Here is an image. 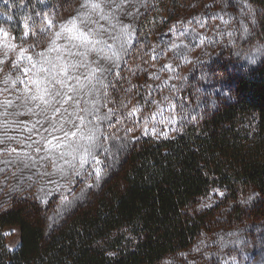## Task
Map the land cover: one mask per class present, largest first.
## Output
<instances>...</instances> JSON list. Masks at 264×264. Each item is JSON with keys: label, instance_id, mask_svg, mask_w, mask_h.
<instances>
[{"label": "trees", "instance_id": "16d2710c", "mask_svg": "<svg viewBox=\"0 0 264 264\" xmlns=\"http://www.w3.org/2000/svg\"><path fill=\"white\" fill-rule=\"evenodd\" d=\"M180 1L47 0L0 49V264H264V0Z\"/></svg>", "mask_w": 264, "mask_h": 264}, {"label": "rangeland", "instance_id": "374dc122", "mask_svg": "<svg viewBox=\"0 0 264 264\" xmlns=\"http://www.w3.org/2000/svg\"><path fill=\"white\" fill-rule=\"evenodd\" d=\"M214 0H181V8L185 10L201 11L212 6ZM0 22L5 26L8 32H0V49L4 52L15 48V52L22 53L23 47L29 46L24 40L31 37H36L38 31H50L54 28V21L48 18L49 12L44 15L41 10L46 8L47 0H0ZM45 16V21H43ZM11 17V19H9ZM166 18V14L163 16ZM42 27V28H41ZM21 34H19L20 32ZM6 34V35H5ZM33 35V36H32ZM25 38V39H23ZM147 67H152L153 62H147ZM144 66L142 63L137 62L131 69L136 70ZM133 80V79H131ZM135 86L134 81L132 82ZM36 84L35 77L30 79V85L34 88ZM36 96V95H35ZM135 100H129V116L128 121L124 122L121 127V135H130L133 138L136 136L134 129V120L136 113ZM35 111L28 118L29 125L34 123L36 119ZM33 141H38L41 138V131L38 127L33 128ZM2 235L5 238L8 249L14 250L19 245V228L16 226H9L3 229Z\"/></svg>", "mask_w": 264, "mask_h": 264}, {"label": "snow or ice", "instance_id": "6c2138e0", "mask_svg": "<svg viewBox=\"0 0 264 264\" xmlns=\"http://www.w3.org/2000/svg\"><path fill=\"white\" fill-rule=\"evenodd\" d=\"M94 7H98V5H94ZM9 19H11V17H9ZM66 31H68V32H73L74 31V29H66ZM6 35V34H5ZM57 35H59V34H57Z\"/></svg>", "mask_w": 264, "mask_h": 264}, {"label": "flooded vegetation", "instance_id": "af4514ba", "mask_svg": "<svg viewBox=\"0 0 264 264\" xmlns=\"http://www.w3.org/2000/svg\"><path fill=\"white\" fill-rule=\"evenodd\" d=\"M152 44L154 45L155 43H154V42H152Z\"/></svg>", "mask_w": 264, "mask_h": 264}]
</instances>
